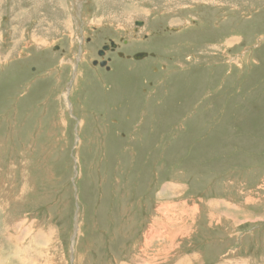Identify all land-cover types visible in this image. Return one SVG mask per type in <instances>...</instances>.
I'll list each match as a JSON object with an SVG mask.
<instances>
[{"label": "rangeland", "instance_id": "374dc122", "mask_svg": "<svg viewBox=\"0 0 264 264\" xmlns=\"http://www.w3.org/2000/svg\"><path fill=\"white\" fill-rule=\"evenodd\" d=\"M30 263L264 264V0H0V264Z\"/></svg>", "mask_w": 264, "mask_h": 264}, {"label": "flooded vegetation", "instance_id": "af4514ba", "mask_svg": "<svg viewBox=\"0 0 264 264\" xmlns=\"http://www.w3.org/2000/svg\"><path fill=\"white\" fill-rule=\"evenodd\" d=\"M139 23H141V22H139ZM137 29V31H138V29H139V26H138V28H136ZM110 43V42H109ZM125 43H127L126 41H125ZM111 44V43H110ZM103 46L104 45H102L101 46V49H98L97 50V53L99 54V52L103 49ZM117 48H119V46L117 47ZM117 48H115V50H117ZM110 49H112V47L110 48ZM110 49H107L106 51H105V53H104V55H102V57L101 58H96V59H94L93 60V64L94 65H97V63H99L98 65L99 66H102L100 63L101 62H103V61H105L106 63H105V65L104 66H102V67H106L108 70L110 69V65H109V62L111 61V57H108V56H106V55H108V53H111V52H108ZM114 49H113V51L112 52H114L115 51ZM140 52H145V51H140ZM119 55V54H118ZM124 55V54H123ZM122 54H121V52H120V55L119 56H123ZM106 56V57H105ZM145 57V56H144ZM94 61H97V63H94Z\"/></svg>", "mask_w": 264, "mask_h": 264}, {"label": "bare ground", "instance_id": "6f19581e", "mask_svg": "<svg viewBox=\"0 0 264 264\" xmlns=\"http://www.w3.org/2000/svg\"><path fill=\"white\" fill-rule=\"evenodd\" d=\"M108 45V48H103L102 50H103V53L102 54H100V52H99V54L100 55H104V53H105V51L107 50V49H110L111 47H112V49H110L108 52H112L113 51V49L115 50V48H117L118 47V45L119 44H117V43H115L114 41H111V44H107ZM147 53V52H146ZM121 54L123 55L124 53L123 52H121ZM148 55V53L147 54H145V53H137V54H135V57L137 58V59H141V58H143L144 56H147ZM93 62V61H92ZM102 64H105L106 62L105 61H103V62H101ZM99 63H97V65H98ZM39 248H40V246H39ZM25 253V252H24ZM27 262V261H26ZM32 262V261H31ZM230 263H232V262H230ZM30 264H32V263H30ZM34 264V263H33Z\"/></svg>", "mask_w": 264, "mask_h": 264}, {"label": "water", "instance_id": "95a60500", "mask_svg": "<svg viewBox=\"0 0 264 264\" xmlns=\"http://www.w3.org/2000/svg\"><path fill=\"white\" fill-rule=\"evenodd\" d=\"M139 23V22H138ZM103 48H108V45L107 44H105L104 46H103ZM103 53V50H101L100 51V54H102ZM139 53H145V54H147L146 52H139ZM134 57H135V55H134ZM136 58V57H135ZM137 59V58H136ZM94 63H97V61H94ZM102 66H104L105 64H102V63H100Z\"/></svg>", "mask_w": 264, "mask_h": 264}]
</instances>
